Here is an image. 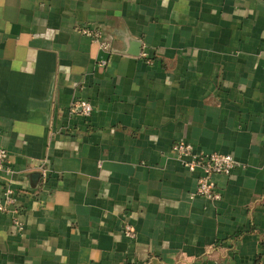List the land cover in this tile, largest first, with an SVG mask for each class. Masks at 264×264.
<instances>
[{"label":"crops","instance_id":"0c3cea01","mask_svg":"<svg viewBox=\"0 0 264 264\" xmlns=\"http://www.w3.org/2000/svg\"><path fill=\"white\" fill-rule=\"evenodd\" d=\"M0 148V264H264V0H0Z\"/></svg>","mask_w":264,"mask_h":264},{"label":"built area","instance_id":"2783aa9c","mask_svg":"<svg viewBox=\"0 0 264 264\" xmlns=\"http://www.w3.org/2000/svg\"><path fill=\"white\" fill-rule=\"evenodd\" d=\"M80 31L95 40H100L101 34L96 29L83 27ZM103 46L106 48L105 44H103ZM142 55L147 56L144 52ZM92 110V104L86 99H78L74 102V105L71 108V112H78L85 118L91 115ZM170 149L171 152L182 158V163L187 169H198L201 172L197 179V186L190 196L199 195L210 200H219L221 198V192L213 180V175L229 174L234 169L244 167V164L235 159L232 154L218 151L193 152L192 144L182 140L173 142ZM7 158V151L4 148H0V172H11V169L8 167ZM16 195V190L10 185L6 184L3 186L0 195V212L17 215L19 208L17 207ZM13 221L17 229L22 230V223L17 218L13 219ZM123 234L128 239L135 238V232L132 226L128 223L123 226Z\"/></svg>","mask_w":264,"mask_h":264}]
</instances>
